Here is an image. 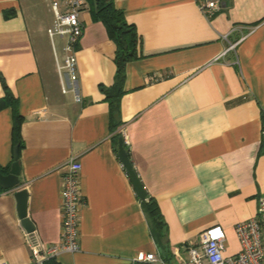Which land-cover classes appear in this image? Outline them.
I'll return each mask as SVG.
<instances>
[{"label":"crops","instance_id":"0c3cea01","mask_svg":"<svg viewBox=\"0 0 264 264\" xmlns=\"http://www.w3.org/2000/svg\"><path fill=\"white\" fill-rule=\"evenodd\" d=\"M202 1L115 0L141 37L140 56L126 68L119 133L166 221L165 258L110 131L101 86L114 82L116 44L105 25L86 3L80 103L61 88L57 59L65 60L66 38L48 35L50 0H0V102L3 77L24 117L18 189L27 190L28 216L44 243L61 238L68 160L82 163L80 250L53 264H135L140 253L178 264L216 224L227 236L225 255L241 250L235 225L256 216L264 195V0H222L212 17ZM12 128V108L2 104L0 165L10 168ZM18 189H0V262L28 264L31 237L18 215Z\"/></svg>","mask_w":264,"mask_h":264},{"label":"built area","instance_id":"2783aa9c","mask_svg":"<svg viewBox=\"0 0 264 264\" xmlns=\"http://www.w3.org/2000/svg\"><path fill=\"white\" fill-rule=\"evenodd\" d=\"M50 5L54 22L47 30L48 35L52 40L56 36L66 38L65 60L57 59L61 88L64 93L72 92L75 100L82 103L78 89L77 45L84 31L80 15L86 0H50ZM221 5L222 0H203L201 9L207 17H212ZM262 132L264 136V127ZM67 166L61 183V238L57 243H44L37 238L35 230L29 232L32 258L28 264H45L61 253L80 250L81 212L85 203L80 180L82 163L71 157ZM235 231L241 245L237 254L225 255L227 236L224 228L216 224L201 231L199 243L189 246L188 257H179L178 264H264V195L258 198L256 216L236 223ZM158 262L164 263L155 253H140L135 258V264ZM0 264L10 263L3 260Z\"/></svg>","mask_w":264,"mask_h":264},{"label":"trees","instance_id":"16d2710c","mask_svg":"<svg viewBox=\"0 0 264 264\" xmlns=\"http://www.w3.org/2000/svg\"><path fill=\"white\" fill-rule=\"evenodd\" d=\"M86 3L89 4L91 8L93 19L95 21H101L105 25L109 37L116 44V54L114 58L116 72L114 82L110 86L102 85L101 90L105 93L106 100L109 103L110 131L113 133V141L115 145H118L121 137L119 129L123 125L121 117V98L126 92V68L128 62L137 59L140 56L139 48L141 45V37L135 24L130 23L126 18L124 11L117 8L115 0H86ZM1 81L5 90V95L0 102V105L8 104L12 108L13 147L19 145V148L21 149V147H23L21 128L24 117L19 112L17 96L9 89L3 77H1ZM9 169V165H0V170L4 174H7ZM0 189L4 190L1 186ZM141 203L150 223L155 241L166 258V256L171 253L168 239V227L159 203L155 197L148 193V191L146 197L142 199ZM53 263L54 258H51L47 260L45 264Z\"/></svg>","mask_w":264,"mask_h":264},{"label":"water","instance_id":"95a60500","mask_svg":"<svg viewBox=\"0 0 264 264\" xmlns=\"http://www.w3.org/2000/svg\"><path fill=\"white\" fill-rule=\"evenodd\" d=\"M19 156H20V148L19 145H16L14 147V161L11 165L9 172L7 174H4L0 170V186L3 187L4 189H18L19 187H21V179H20L21 166L19 163ZM119 156L123 161L124 165L126 166V169L133 182L137 195L141 199H144L147 195V191L145 190L141 179L139 178L137 172L133 167L128 152L124 147V141L122 137H120L119 139ZM15 197L17 199L18 215L21 219L22 225L25 227V229L28 232H33L35 230V225L28 216L27 190L25 188L18 189L15 193Z\"/></svg>","mask_w":264,"mask_h":264},{"label":"rangeland","instance_id":"374dc122","mask_svg":"<svg viewBox=\"0 0 264 264\" xmlns=\"http://www.w3.org/2000/svg\"><path fill=\"white\" fill-rule=\"evenodd\" d=\"M56 46L59 47V40H56Z\"/></svg>","mask_w":264,"mask_h":264}]
</instances>
